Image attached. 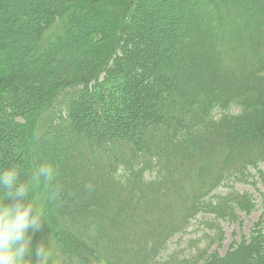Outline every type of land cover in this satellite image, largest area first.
Wrapping results in <instances>:
<instances>
[{"label": "trees", "instance_id": "obj_1", "mask_svg": "<svg viewBox=\"0 0 264 264\" xmlns=\"http://www.w3.org/2000/svg\"><path fill=\"white\" fill-rule=\"evenodd\" d=\"M262 165L264 0H0V171L49 264H264Z\"/></svg>", "mask_w": 264, "mask_h": 264}, {"label": "clouds", "instance_id": "obj_2", "mask_svg": "<svg viewBox=\"0 0 264 264\" xmlns=\"http://www.w3.org/2000/svg\"><path fill=\"white\" fill-rule=\"evenodd\" d=\"M56 169L51 164L40 165L32 177L51 183ZM32 185L20 181L16 167L0 171V264H49L50 249L34 245L33 237L44 222L43 209L28 200ZM59 189L53 193L55 196ZM11 199L12 202H8Z\"/></svg>", "mask_w": 264, "mask_h": 264}, {"label": "rangeland", "instance_id": "obj_3", "mask_svg": "<svg viewBox=\"0 0 264 264\" xmlns=\"http://www.w3.org/2000/svg\"><path fill=\"white\" fill-rule=\"evenodd\" d=\"M262 168H264V165H262ZM245 189H248L250 190L251 192L255 193V195L257 196L258 198V201L260 202V197L259 195L257 194L258 192L255 191L253 189V187H249V186H246L244 187ZM261 188L264 190V186L261 185ZM260 214V211L259 212H255L252 214V216L249 218V217H246L245 216V223H244V231L246 233L249 232L250 228L252 227L254 221H256L258 219V216ZM224 226H225V229L227 230V233H228V240L226 242V246H228L231 242H232V239H233V236H232V232L233 230L236 228L235 225H229L227 223H224Z\"/></svg>", "mask_w": 264, "mask_h": 264}, {"label": "bare ground", "instance_id": "obj_4", "mask_svg": "<svg viewBox=\"0 0 264 264\" xmlns=\"http://www.w3.org/2000/svg\"><path fill=\"white\" fill-rule=\"evenodd\" d=\"M256 191V190H255ZM258 194V193H257Z\"/></svg>", "mask_w": 264, "mask_h": 264}]
</instances>
